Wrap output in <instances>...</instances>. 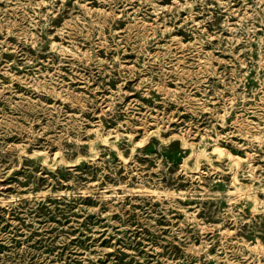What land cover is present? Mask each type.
Instances as JSON below:
<instances>
[{
  "label": "rangeland",
  "instance_id": "rangeland-1",
  "mask_svg": "<svg viewBox=\"0 0 264 264\" xmlns=\"http://www.w3.org/2000/svg\"><path fill=\"white\" fill-rule=\"evenodd\" d=\"M0 264H264V0H0Z\"/></svg>",
  "mask_w": 264,
  "mask_h": 264
}]
</instances>
